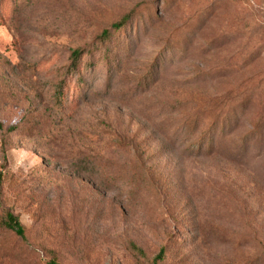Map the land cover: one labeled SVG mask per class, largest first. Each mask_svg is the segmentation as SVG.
<instances>
[{
  "label": "rangeland",
  "instance_id": "1",
  "mask_svg": "<svg viewBox=\"0 0 264 264\" xmlns=\"http://www.w3.org/2000/svg\"><path fill=\"white\" fill-rule=\"evenodd\" d=\"M0 122V264H264V0H0Z\"/></svg>",
  "mask_w": 264,
  "mask_h": 264
},
{
  "label": "trees",
  "instance_id": "2",
  "mask_svg": "<svg viewBox=\"0 0 264 264\" xmlns=\"http://www.w3.org/2000/svg\"><path fill=\"white\" fill-rule=\"evenodd\" d=\"M131 17V15H127L125 16L122 20H120L117 23H114L111 25V29L113 30H119L121 29V27L126 24L129 20V18ZM110 31L108 29L103 30V32L101 33V37L102 38H106L107 36H109ZM82 49H74L72 50V54H71V64H70V69L71 70H75L78 68V59L81 55ZM2 124L0 122V129H2ZM15 127H10L9 131H12ZM3 160L6 161L7 160V155L6 152L4 151L3 153ZM1 172H0V178H1ZM0 193H1V189H0ZM3 227L9 231H11L12 233H14L15 235L24 238L25 237V227L22 224V222L20 221V219L18 218V216H16L13 212L11 211H7L5 213V216L3 218ZM132 250L136 251L137 253H139L140 255H144V252L141 248H139L138 246H136L134 243L130 244ZM164 255H165V250L164 248H161L160 251L158 252V254L154 257L152 264H158L159 262H161L164 259Z\"/></svg>",
  "mask_w": 264,
  "mask_h": 264
}]
</instances>
